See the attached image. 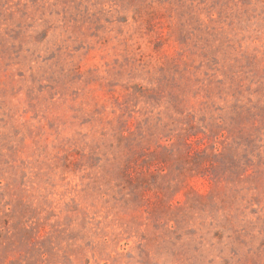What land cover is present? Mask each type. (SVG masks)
Returning a JSON list of instances; mask_svg holds the SVG:
<instances>
[{"label": "rangeland", "instance_id": "obj_1", "mask_svg": "<svg viewBox=\"0 0 264 264\" xmlns=\"http://www.w3.org/2000/svg\"><path fill=\"white\" fill-rule=\"evenodd\" d=\"M0 264H264V0H0Z\"/></svg>", "mask_w": 264, "mask_h": 264}]
</instances>
